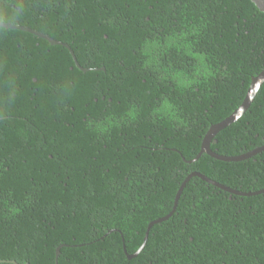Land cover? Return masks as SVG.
I'll list each match as a JSON object with an SVG mask.
<instances>
[{"label":"trees","instance_id":"16d2710c","mask_svg":"<svg viewBox=\"0 0 264 264\" xmlns=\"http://www.w3.org/2000/svg\"><path fill=\"white\" fill-rule=\"evenodd\" d=\"M0 22L87 70L0 27V264H264V150L196 159L264 70L251 0H0ZM263 147L264 83L210 145ZM193 174L231 191L192 176L175 206Z\"/></svg>","mask_w":264,"mask_h":264},{"label":"water","instance_id":"95a60500","mask_svg":"<svg viewBox=\"0 0 264 264\" xmlns=\"http://www.w3.org/2000/svg\"><path fill=\"white\" fill-rule=\"evenodd\" d=\"M251 1L256 5V7L261 12L264 13V0H251ZM0 27L5 28V29H17V30L29 32V33H32V34L40 37V38H43V39L47 40L48 42L51 43V45H63V46H65L70 51V53L72 54L74 62H75V65L79 69H81L82 71H84V72L87 71L86 69H83L80 66V64L78 63L73 51L70 49V47L68 45L63 44V43L58 42V41H55L54 39L50 38L49 36H47V35H45L43 33H40V32H38L36 30L30 29L28 27L14 25V24H9V23H3V22H0ZM263 83H264V70L262 72H260L259 75H257L256 77L252 78L250 86H249V88L247 90L246 96H245L242 104L240 105V107L236 111H234L229 117H227L225 120H223L222 122H220V123H218L216 125H213V126H211L209 128V130L207 131V133L205 134V136L203 138L201 151L198 154L196 159L201 157L202 154H207V155H209V156H211V157H213V158H215L217 160L224 161V162L242 161V160L250 158L251 156L255 155L256 153L264 150V147H263L261 149L255 150L253 152L247 153V154L242 155V156L226 157V156H222V155L214 153L211 150V148H210L211 142H212L213 138L217 135L218 132H220L221 130L225 129L229 125L233 124L234 122H236L240 117H242L245 114V112L250 107L252 101L254 100L258 90L260 89V87H261V85ZM192 176L201 177L204 181H207V182H209V183H211V184H213V185H215L217 187H220L222 189H225L227 191H231L229 188H227V187H225L223 185H220V184H218V183L206 178L205 176H203L201 174H193V175L189 176L183 182L181 187L179 188V190L177 192V195H176V198H175V206H176V204H177V202L179 200V197H180V195H181L186 183L189 181V178L192 177ZM234 193L241 194L239 192H234ZM143 247H144V245L139 249V251L136 253V255L143 249ZM11 262L16 264L14 261H11Z\"/></svg>","mask_w":264,"mask_h":264}]
</instances>
